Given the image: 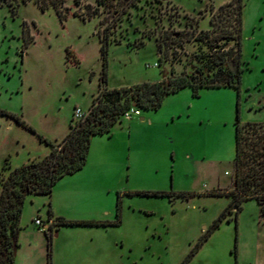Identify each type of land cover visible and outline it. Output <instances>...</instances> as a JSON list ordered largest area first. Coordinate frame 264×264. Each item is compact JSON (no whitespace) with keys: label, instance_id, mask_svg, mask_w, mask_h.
I'll use <instances>...</instances> for the list:
<instances>
[{"label":"rangeland","instance_id":"rangeland-1","mask_svg":"<svg viewBox=\"0 0 264 264\" xmlns=\"http://www.w3.org/2000/svg\"><path fill=\"white\" fill-rule=\"evenodd\" d=\"M227 1L145 0L115 19L101 8L81 18L92 0H63L64 18L50 6L0 0V178L48 153L38 138L57 146L74 109L88 111L102 36L106 88L155 82L188 72L194 37ZM240 2L237 88L181 89L92 137L76 177L58 181L50 197L24 198L13 264H179L195 249L228 203L215 194L231 190L235 119L264 123V0ZM48 211L51 221L100 226L41 232L33 221L45 224ZM227 218L186 264H264V204L246 200Z\"/></svg>","mask_w":264,"mask_h":264},{"label":"trees","instance_id":"trees-1","mask_svg":"<svg viewBox=\"0 0 264 264\" xmlns=\"http://www.w3.org/2000/svg\"><path fill=\"white\" fill-rule=\"evenodd\" d=\"M20 1L22 3L32 1L40 10L50 6L58 18H64L58 10V4L63 0ZM141 1L145 0H92L93 5L86 3L80 16L81 18L96 16L101 8L110 11L115 19H119L122 15L129 16V10L137 8ZM71 2L75 6L80 4V0ZM77 15L72 12V16ZM208 23L210 29L199 31L193 39L198 43V47L196 54L186 60L188 72L182 69L169 78L160 77L155 82H140L117 88L105 87L106 39L105 36L101 37L99 49L102 56V73L97 84L100 88L93 96L85 116L68 127L66 135L57 146L38 138V141L48 148V153L19 167H9L6 176L0 178V264H13L14 251L17 247V220L24 198L28 195L49 197L55 183L80 171L86 161L90 139L108 136L114 124L120 121L122 113L129 107L156 110L166 96L184 88H189L192 96H196L200 89L237 88L242 72L239 47L240 0H228L220 4L211 14ZM156 65L158 67L157 63ZM14 119L19 121L15 117ZM233 133L231 190L224 194H215L227 197L228 203L203 233L195 249L179 264H186L193 251H196L222 221H227L229 215L233 214L235 219L244 201L254 200L260 207L264 204V123H239L236 118ZM146 195L164 196L161 193ZM49 219L48 211L46 221ZM54 226L92 227L100 226V223L55 218L50 221L49 227Z\"/></svg>","mask_w":264,"mask_h":264},{"label":"built area","instance_id":"built-area-1","mask_svg":"<svg viewBox=\"0 0 264 264\" xmlns=\"http://www.w3.org/2000/svg\"><path fill=\"white\" fill-rule=\"evenodd\" d=\"M154 66L157 67L156 63H154ZM87 113V112H86ZM86 113L80 112L78 109H74L72 116L74 119L79 120L82 119ZM139 115V110L135 107H129L127 110H125L121 118L124 119H129L133 116H138ZM33 224L36 228H38L41 232H46L49 229L50 223L47 221L45 224L42 223L40 220H34Z\"/></svg>","mask_w":264,"mask_h":264},{"label":"crops","instance_id":"crops-1","mask_svg":"<svg viewBox=\"0 0 264 264\" xmlns=\"http://www.w3.org/2000/svg\"><path fill=\"white\" fill-rule=\"evenodd\" d=\"M126 86H128V85H126ZM119 87H123V86H119ZM138 120L139 121H142V117H139L138 118ZM144 121H142V123H143ZM146 123H148V120L146 121ZM115 126V125H114ZM113 126V127H114ZM79 172V171H78ZM78 172H76V173H74V174H72V175H70V176H65V177H63V178H61L59 181H62V180H64V179H73L74 177H76V175H78L77 173ZM56 184V183H55ZM53 194V192H52V189H51V193H50V195H52ZM50 195H49V197H50ZM57 217V216H56ZM57 218H61V217H57ZM62 219V218H61ZM50 221H51V219H49L48 220V222L50 223ZM47 222V221H46Z\"/></svg>","mask_w":264,"mask_h":264}]
</instances>
